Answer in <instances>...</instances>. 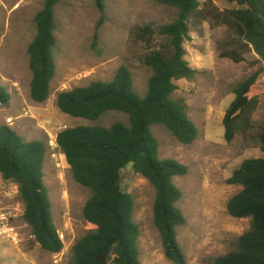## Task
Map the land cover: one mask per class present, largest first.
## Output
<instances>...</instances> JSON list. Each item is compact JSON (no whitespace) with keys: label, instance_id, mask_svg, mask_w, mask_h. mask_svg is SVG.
Masks as SVG:
<instances>
[{"label":"rangeland","instance_id":"rangeland-1","mask_svg":"<svg viewBox=\"0 0 264 264\" xmlns=\"http://www.w3.org/2000/svg\"><path fill=\"white\" fill-rule=\"evenodd\" d=\"M197 1L201 7L210 2L220 12L237 7L222 0ZM44 2L0 0V85L10 95L8 105H0V126H8L26 142L45 144L44 185L63 249L50 254L34 242L22 219L17 187L0 176V213L6 217L4 225H0V264H69L72 246L90 231L82 218L89 192L74 182L56 137L77 126L108 128L118 122L128 125V117L109 112L96 122L71 118L56 107L57 95L95 81H111L123 66L132 75L135 92L144 97L151 75L143 63L148 48L131 35V30L149 25L157 33L177 13L153 0H104L103 13L93 0H60L54 10L56 72L48 99L37 104L29 95L27 47L36 33L34 17ZM228 33L226 27L213 26L211 22L191 25L183 44L184 59L198 75L191 81H177L178 90L171 98L186 105L187 116L197 129L196 140L183 145L163 126L151 127L159 158L187 168L185 175L172 180L182 195L176 207L185 223L175 233L184 264H212L217 257L234 250L237 239L248 230L250 219H234L227 214L228 200L241 188L226 181L244 160L264 157L258 143L264 126L263 64L253 52L238 64L220 58L217 43ZM256 72L260 74L252 94L258 98V107L252 116V128L226 143L222 120L234 97L232 88ZM121 187L134 201L132 218L139 229L140 264H174L165 257L153 223L154 188L131 166L122 171Z\"/></svg>","mask_w":264,"mask_h":264},{"label":"trees","instance_id":"trees-1","mask_svg":"<svg viewBox=\"0 0 264 264\" xmlns=\"http://www.w3.org/2000/svg\"><path fill=\"white\" fill-rule=\"evenodd\" d=\"M59 1L45 0L34 17L36 33L27 47L29 95L37 104L48 99L56 72L54 10ZM153 1L174 8L177 13L157 33L149 25L131 30V35L148 48L143 63L151 75L144 97L135 92L130 71L121 66L111 81H95L61 92L56 98L58 110L71 118L96 122L109 112L128 117V125L118 122L108 128L77 126L56 137L57 148L65 156L74 182L89 192L82 218L90 231L72 246L69 264H140L139 229L132 218L134 201L121 187V174L127 166L154 188L153 223L165 257L174 264L185 263L175 233L185 223L176 207L182 195L172 180L185 175L187 168L159 158L151 127L163 126L183 145H190L197 138L186 105L171 98L178 90L177 81H191L198 75L184 59L183 44L191 25L211 22L213 26L226 27L228 36L217 43L220 58L238 64L253 52L264 72V0H222L237 7L221 12L210 2L201 7L197 0ZM93 2L103 13L104 0ZM259 74L254 73L232 88L234 97L222 120L226 143L252 128V116L258 107L252 90ZM9 101V93L0 85V105L6 106ZM258 143L264 154V126ZM45 154L42 141L26 142L8 126H0V176L17 187L23 205L22 219L34 242L43 251L58 254L63 242L54 225L44 185ZM226 183L241 188L228 200L227 214L234 219H250V225L237 239L234 250L217 257L212 264H264V157L244 160Z\"/></svg>","mask_w":264,"mask_h":264},{"label":"built area","instance_id":"built-area-1","mask_svg":"<svg viewBox=\"0 0 264 264\" xmlns=\"http://www.w3.org/2000/svg\"><path fill=\"white\" fill-rule=\"evenodd\" d=\"M5 218H6L5 215H4L3 213H2V214L0 213V225H2V226L4 225ZM58 234H59V233H58ZM59 237H60V236H59ZM60 239H61V238H60Z\"/></svg>","mask_w":264,"mask_h":264}]
</instances>
